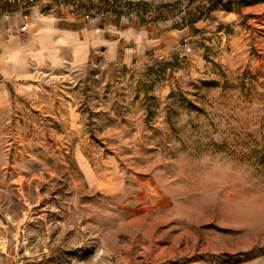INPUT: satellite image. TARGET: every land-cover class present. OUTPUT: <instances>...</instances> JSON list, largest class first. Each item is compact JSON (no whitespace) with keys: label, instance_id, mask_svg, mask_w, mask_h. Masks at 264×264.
I'll return each instance as SVG.
<instances>
[{"label":"rangeland","instance_id":"1","mask_svg":"<svg viewBox=\"0 0 264 264\" xmlns=\"http://www.w3.org/2000/svg\"><path fill=\"white\" fill-rule=\"evenodd\" d=\"M165 1L166 55L8 83L0 264H264V0Z\"/></svg>","mask_w":264,"mask_h":264},{"label":"crops","instance_id":"2","mask_svg":"<svg viewBox=\"0 0 264 264\" xmlns=\"http://www.w3.org/2000/svg\"><path fill=\"white\" fill-rule=\"evenodd\" d=\"M0 7L9 6L0 0ZM18 23L15 16L0 15V107L10 101L8 83L17 85L35 69L64 62L129 65L147 54L166 55L183 31L170 26L162 13L89 20L66 11L41 15L33 8L28 33L18 34Z\"/></svg>","mask_w":264,"mask_h":264},{"label":"built area","instance_id":"3","mask_svg":"<svg viewBox=\"0 0 264 264\" xmlns=\"http://www.w3.org/2000/svg\"><path fill=\"white\" fill-rule=\"evenodd\" d=\"M183 2L186 0H182ZM7 9L0 7V15L5 19L18 18L17 33L26 34L29 31L30 11L38 8L41 15L55 16L63 11L84 19L107 20L121 17H139L144 15H159L172 8L171 1L153 0H2ZM190 47L184 44V50Z\"/></svg>","mask_w":264,"mask_h":264}]
</instances>
